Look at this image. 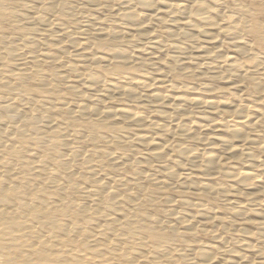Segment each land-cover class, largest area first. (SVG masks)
Here are the masks:
<instances>
[{"label": "bare ground", "instance_id": "6f19581e", "mask_svg": "<svg viewBox=\"0 0 264 264\" xmlns=\"http://www.w3.org/2000/svg\"><path fill=\"white\" fill-rule=\"evenodd\" d=\"M187 1L131 0L124 8L122 0H80L90 13L78 23L69 1L38 0L24 19L33 27L27 32L15 27L19 41L5 40L0 47V264H264V67L252 52L247 54L257 60L253 72L227 58L209 73L207 65L184 66V60L218 57L207 28L219 20L211 7L215 0ZM139 9L149 11L147 23ZM258 12L238 4L236 13L243 20L218 30L231 35L244 28L261 41L264 21L256 19ZM166 14L172 18L164 19ZM150 23H177L176 30L169 29V39L199 45L203 38L208 46L195 45L188 58L159 44L147 52L143 40L153 38ZM36 30L44 36H33ZM121 42H142L140 55H126L118 48ZM239 43L232 44L244 53ZM100 49L110 52L99 55ZM112 63L111 74L119 81L107 83L95 67L107 70ZM121 64H136L145 71L144 79L129 78ZM70 71L76 73L77 85L69 87L77 101L58 106L49 95L61 90L60 80L65 83ZM155 73L165 84L163 93L149 89ZM165 73L210 74L211 82L225 84L234 99L237 83L249 82L261 102L248 108L231 105L212 96V83L201 88L206 97L183 96L189 90L167 84ZM33 80L43 88L22 84ZM168 89L177 93H166ZM116 96L132 105L108 106ZM152 111L158 115L155 121L148 119ZM225 116L239 120L218 119ZM200 129L210 132L201 136ZM77 132L78 137L72 136ZM174 135L180 137L176 144L169 142ZM100 143L120 147L122 155L110 156L106 149L105 163L98 158ZM192 143L210 149L189 151ZM152 163L154 177L139 175ZM210 175H221L226 182L218 186L200 180ZM181 187L212 197L234 193L239 199L232 202L228 217L217 219L185 199L190 213H166L171 224L159 220L151 226L143 197L167 202V190ZM212 220H217L216 230L234 226L240 238L222 249L198 243ZM241 224L242 229L237 227Z\"/></svg>", "mask_w": 264, "mask_h": 264}, {"label": "rangeland", "instance_id": "374dc122", "mask_svg": "<svg viewBox=\"0 0 264 264\" xmlns=\"http://www.w3.org/2000/svg\"><path fill=\"white\" fill-rule=\"evenodd\" d=\"M18 1H21V2H18ZM29 1L31 2V4ZM37 1L38 0H27V1L26 0H16L15 2H10V0H3L4 5L2 6V8H0V47L3 46L5 40H12L14 42L19 41V37H18L19 33L16 30H14L15 27L20 26L21 28H23L24 32H27L26 28L33 27L32 25H26L24 22L26 20L25 18L30 15V11H32L31 9ZM67 1H69L68 6L71 5L69 7L70 11L69 10L68 11L71 14H73V17L77 20L78 23L81 21H84L88 17L87 15H89L90 12L88 11V8L85 5L81 4L80 0H77L78 2H75V3L72 2L71 0H67ZM165 1L168 3H176V2L178 3L179 2L182 4H188L187 0H183L181 2L178 0H175V1L165 0ZM128 3L131 5V0H122V7H124V8L129 7ZM214 3H216L215 7H214V5L213 6L211 5V7H212V10H215L219 13V20L217 21L216 25H213V26L207 25V28H211L210 29L211 34H209V36H213L212 40H215V43H213L211 48H213V51L218 54V57L212 61L208 60V59H202V58H200V59L194 58V59L189 60V61L184 60V62H185L184 66H187L188 69H192V68L201 69L202 67H205L207 65L210 68L208 70V73H209V72L214 71L216 67L222 65L221 60L223 58H227L230 61H234V60L240 61L241 65H242V67H241L242 71L246 70V71L253 72L255 70L254 65H256L254 63L257 60L249 58L248 54H249V52H252V53H255L260 58L259 63L264 67V36H263V39L261 41H256L253 38V36L244 28L240 29L236 33H232L231 35H225L224 32L218 30L219 28H221V30H223L225 27L229 26L231 23H236V22H232L234 20H236V21L243 20V17L236 13V5H238V4L247 5V6L255 8V9L258 8L259 12L256 15V19L258 21L263 22L264 21V10H262L260 8V4L264 3V0H215ZM138 11H140L139 12L140 14L143 13L142 16H143V19L145 20L148 16L147 13L149 14V11L140 10V9ZM171 15L172 14H166L164 19L168 20V19L172 18V17H170ZM51 17H52L51 15L47 16L48 19H51ZM178 17H179V15H178ZM181 17H183L182 14H181ZM178 19H180V17ZM107 23H109V22H107ZM107 23L103 24V26L104 25H105L104 27L109 26V24H107ZM145 23H147V20H145ZM21 24L22 25L24 24V25L22 26ZM152 24H154V23H152ZM164 24L162 27V24L160 26V24L159 25H156V24L151 25V23H150L149 28H148L149 29L148 32L151 33L153 38L150 41L145 40V39L143 40V41H145V42H143V44L144 45L147 44V45H145L146 46L145 49L147 50V52L149 50L152 51L153 50L152 48L159 44L162 47L167 48L169 51L175 50L176 52H178V50H179L183 54L179 53V52H178V54H180L181 56H184L186 58L194 55L192 51H194L196 49V46H195V45H197L196 43L194 44V43L188 42V40H185L182 38H178V41H176V40L169 39L167 37L169 29L176 30V28H177L176 24L177 23H174L173 26H171V24L168 25L169 27L171 26V28H168V26H164ZM28 33H30L29 35H31V32H28ZM32 34L35 37L37 36V38H39V39L44 36V35H42L41 32H39L37 30L33 31ZM179 41H180V43H179ZM198 42H199V45H197V46H203V47L208 46L204 42L203 38L202 39L200 38L198 40ZM233 42H240L239 44L244 48V50L246 49L245 52L244 53L240 52L238 47L233 46V44H232ZM143 44H142V42H138V44L136 43L135 45L134 44L129 45L125 42H121L120 45H118V48L125 51L126 52L125 54L128 56H130L131 54L132 55H140V51L138 49V46L143 45ZM189 45L191 46V48ZM124 47H126V48H124ZM146 50L144 52H146ZM97 52L99 55L106 56V54L109 53L110 50L109 49H103V50L100 49ZM141 54H143V53H141ZM122 65L125 67L124 69L127 71V76L129 78H135V79H140V80L144 79L143 76L145 75V71H143L141 68H139L136 64H131V65L130 64H125V65L121 64V66ZM112 66H114V63L107 65L108 68L105 67L107 70H104V68H102V67H100V68L95 67L96 71L101 74L102 80L104 79V81H106L107 83H114L115 82L114 80L119 81V79H117V76L115 74H111V73H113L112 68H114ZM68 73L69 74L66 75L67 77H66L65 83H64V81L60 80V86L61 87H59V89H61V90H58L53 95H49L50 97L48 100L49 101H51V100L55 101V103L58 106H60L64 102L65 103H72L73 101H77L76 97H74L72 95L70 87H69V86L77 85V81H76L77 79L75 78L76 73L74 71H70ZM103 75H104V77H103ZM209 75L210 74L204 73V74L199 75V76H190V75H184V74L177 76V74L165 73L163 78L168 81V82H166L167 84L173 85L174 87L176 86L177 90H179L178 88H180V89L187 88L189 90L188 93L182 94L183 96L187 95V97H199V98L206 97L208 93L206 95L204 93H202L201 88L203 85H205V83L206 84L212 83L213 90H214L213 91L214 93H211L212 96L217 97L216 99H219V100H227L231 103V105H238V106L248 108V107H253L255 105L257 106L261 102L260 100H258V95H256L255 93L252 92L251 84L249 82L240 83V85H239V83H237L236 97L234 99L231 95L228 94L227 91H225V89H224V87H226L225 84H223L222 82H218V81L211 82V79H209V77H208ZM153 76H155L156 79H153L150 82L149 89L158 91L160 93L165 92L164 91L166 88L165 84H162L158 81V79H160V77L157 75V73H155ZM111 81H113V82H111ZM22 84L29 87V88H34V89L35 88L36 89H42L43 88V85H41L40 82L38 83V81H35V80L29 81V82L27 81V82L22 83ZM168 90H169V92H166V93H169L171 95L177 93L176 92L177 90H172V89H168ZM51 97H53V98H51ZM116 97L107 101L108 102L107 105L112 106L114 108H117V107H122V106L126 107L130 104L125 99H123V97H121V96H116ZM54 98H56V100ZM85 100H86V97L84 98V101ZM130 105H132V103ZM260 108L262 110H264V106L263 107L261 106ZM259 111H261V110H259ZM34 113L38 114V111H35ZM148 119L155 121L158 119V115L154 111L149 112L148 113ZM218 119H221L222 121H227L228 123H233L234 121L239 120V119H236V118L231 117V116H225V117L218 118ZM186 121H188V120H185V122ZM197 132H199L200 135L202 136V135H205L206 133H208L210 131L200 129ZM217 132H219V131H217ZM79 135H80V132H77V133H74L72 136L78 137ZM123 135H127V133L123 132ZM147 135H149V134H147ZM70 138H72V137H70ZM171 139H173V140H171ZM263 140H264V133H263ZM179 141H180V137L178 135H174V137L171 136L169 138V142L172 144H176ZM97 148L99 150H101L100 154H98V158L101 160H104L105 163L106 162L108 163L109 159H108V156L106 155V153H104V150L109 149L108 152L111 153L110 156L122 155V152H123L120 147L114 146V145H111V146L107 145L106 146L105 144L101 145V143H100V144H98ZM209 149H210V146L204 145L202 143H192L189 146V151L199 150L202 152V151L209 150ZM170 157L171 158L173 157L174 159H179L178 156L175 155L174 153H172ZM152 164L153 165H151L150 168L147 167V168L143 169L139 175H143V173H144V174H149L150 177H154V175H155L154 169H155L156 165L154 163H152ZM232 165H234L235 167H238V165H236V164H232ZM118 174L120 175V177H124L126 175V173L124 172L123 169H119ZM200 180H202V182H204V183L208 182L211 185H218V186L220 184L222 185L223 183L226 182V179L223 178V176H221V175H216V176L210 175L207 177L203 176V177H200ZM187 190L188 189H185L182 187L177 188V189L175 188V189L167 190V194H166V199L168 200L167 202L162 201V200H158L155 202H149L146 200L145 197H143V204H144L143 208L145 209V211L147 213H149L151 215V226H157V221H159V220L162 221V223L166 226L171 224L172 223V221H171L172 217L168 216L166 213H170V212L186 213L187 211H188V213H190L191 211L188 210L187 207L182 203V201L185 199L192 202L193 204L197 205L198 208L207 209L208 210L207 215H209L212 218L215 217V219L220 218V217H228L230 215L229 213H230V208L232 206V202L235 199H239L238 196L234 193H230V195H228L227 193L225 194V193L219 192L216 196L212 197V196H209V195H206L203 193H198L195 191L193 192V190H189V191H187ZM216 221L215 220L207 221V223L205 224V228L208 231V233L200 236L198 243L216 245L219 247V249H222L225 247L228 248L232 245V243L236 239L238 240L240 238V235L238 234V232H235L233 230L234 226L229 227L227 231L216 230V228L214 227L217 223ZM237 227L242 229L243 225L241 224V225H238ZM246 228H248V227H246ZM173 243H174V245H177L179 242L176 241V239H175V241H173Z\"/></svg>", "mask_w": 264, "mask_h": 264}]
</instances>
